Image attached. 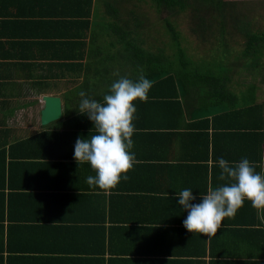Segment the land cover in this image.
I'll list each match as a JSON object with an SVG mask.
<instances>
[{
    "label": "crops",
    "instance_id": "0c3cea01",
    "mask_svg": "<svg viewBox=\"0 0 264 264\" xmlns=\"http://www.w3.org/2000/svg\"><path fill=\"white\" fill-rule=\"evenodd\" d=\"M105 12L103 0H0V264H264V210L245 200L206 237L183 227L176 197L188 188L196 203L229 183L220 158L264 174V71L230 62L217 96L134 101L128 179L111 191L86 183L95 172L74 145L95 129L78 95L102 97L130 75L102 36ZM45 95L60 97L62 116L42 125Z\"/></svg>",
    "mask_w": 264,
    "mask_h": 264
},
{
    "label": "clouds",
    "instance_id": "9594fccd",
    "mask_svg": "<svg viewBox=\"0 0 264 264\" xmlns=\"http://www.w3.org/2000/svg\"><path fill=\"white\" fill-rule=\"evenodd\" d=\"M119 77V73H114ZM152 83L143 74L137 79L119 77L100 101L87 98L81 91L79 113L86 114L92 122L95 134L88 139L77 138L73 159L77 164L88 163L95 175L86 178L88 186L111 191L127 180V173L136 161L132 150L137 111L134 101L146 102ZM220 169L218 179L229 181L219 187L209 188L206 195L197 197L191 189L176 193L178 204L187 212L183 227L188 233L206 237L216 235L224 218L234 217L247 200L253 208L264 210V174L256 171L247 158L229 163L223 158L216 161Z\"/></svg>",
    "mask_w": 264,
    "mask_h": 264
},
{
    "label": "trees",
    "instance_id": "16d2710c",
    "mask_svg": "<svg viewBox=\"0 0 264 264\" xmlns=\"http://www.w3.org/2000/svg\"><path fill=\"white\" fill-rule=\"evenodd\" d=\"M122 2L123 0H103L106 12L102 22V36L114 40L111 47L118 49L117 55H113L112 58L120 60L119 67L130 70L128 78L137 79L140 69H143V74L151 81L152 87L149 90L147 101L144 102L146 104L166 101H170L172 104L179 103L177 93L180 88L183 93H187L192 88L194 92H204V96L207 93L217 96L221 92H226L223 86L222 69L228 68L230 62L240 61L237 66L242 69L245 68V71L256 69L263 72L264 70V68H259L264 66V60L259 61L264 55V30L251 31L248 25H240L238 30L246 39L244 49L241 50L240 55L235 54L233 56V61H228L225 58L226 46L223 60H221L222 64L218 67L216 62L207 59H195L191 52H188L185 43H182L180 33L168 18L163 19V27L169 37L166 42L156 40L148 42L146 39L144 41L141 33L132 36L129 27L133 26L136 30L141 29L143 25L142 16L136 10V4L133 6L134 8L127 9ZM139 3L154 6L157 13L164 9L172 15L182 12L188 7L198 12L199 8L194 7L195 3L212 7L218 11L220 17L218 22L221 40L226 29L224 27L225 22L222 20V18L225 19L223 12L225 7L230 4H227L226 0H137V4ZM240 17L239 13L235 14V20ZM198 22V27L206 30L209 28V26L204 25L203 18H201V22ZM203 29L201 30L203 31ZM249 67L252 68L249 69ZM188 70L189 74L182 73ZM163 82L168 86L169 93L167 94L159 88ZM86 96L97 101L102 99L101 93L88 92ZM139 102L138 100L135 101L136 104Z\"/></svg>",
    "mask_w": 264,
    "mask_h": 264
},
{
    "label": "rangeland",
    "instance_id": "374dc122",
    "mask_svg": "<svg viewBox=\"0 0 264 264\" xmlns=\"http://www.w3.org/2000/svg\"><path fill=\"white\" fill-rule=\"evenodd\" d=\"M226 2L230 4L225 7L223 12L225 19L222 18V20L225 22L224 27L226 29L222 40L219 38L220 24L218 21L220 17L218 11L212 7L195 3L194 7L199 8L198 12L188 7L184 11L172 15L164 9L157 13L154 6L137 4V0H123L122 4L127 9L134 8L133 6L136 4V10L142 16L143 25L141 29L136 30L133 26L129 27L132 36L141 33L143 40L146 39L148 42L153 40L166 42L169 37L164 30L163 19L168 18L180 33L182 43H185L188 52H191L195 59H207L216 62L219 67L222 64L221 60H223L226 46L228 54L225 55V58L228 61H233V56L235 54L240 55L241 50L244 49L246 39L238 30L240 25H248L251 31L264 30V0H226ZM237 13L241 17L235 20ZM201 18L204 19V25L209 26L207 30L198 27L197 24H199L198 21L201 22ZM251 68L249 67V69ZM259 68L263 69L264 66ZM243 70L245 71V68ZM243 70H240V73H243Z\"/></svg>",
    "mask_w": 264,
    "mask_h": 264
},
{
    "label": "water",
    "instance_id": "95a60500",
    "mask_svg": "<svg viewBox=\"0 0 264 264\" xmlns=\"http://www.w3.org/2000/svg\"><path fill=\"white\" fill-rule=\"evenodd\" d=\"M43 107L40 112V123L47 125L57 121L62 116V102L60 97L45 95L42 97Z\"/></svg>",
    "mask_w": 264,
    "mask_h": 264
}]
</instances>
